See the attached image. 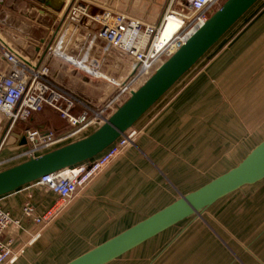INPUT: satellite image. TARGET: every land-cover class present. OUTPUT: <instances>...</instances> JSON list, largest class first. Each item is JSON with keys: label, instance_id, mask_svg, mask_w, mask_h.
<instances>
[{"label": "crops", "instance_id": "crops-1", "mask_svg": "<svg viewBox=\"0 0 264 264\" xmlns=\"http://www.w3.org/2000/svg\"><path fill=\"white\" fill-rule=\"evenodd\" d=\"M26 1L46 12L52 10L53 25L72 2ZM87 1L90 13L96 14L103 6L113 7L115 0ZM155 17L151 24L159 19ZM95 28L86 19L77 29L68 28L69 36L73 34L68 40L72 56L77 55L74 47L83 44ZM115 59L122 61L117 54ZM108 69L107 75L96 73L104 80L91 79L51 63L53 75L94 106L113 94L109 81L118 68L111 64ZM45 109L34 113L27 120L33 124L24 129L69 131L66 121L51 109L55 119L50 120ZM0 122L5 130L1 114ZM17 124L0 150V162L24 149V129ZM132 129L137 132L134 143L78 191L51 223L33 221L57 201L46 188L32 183L0 197V208L19 222L1 237L17 255L13 264H67L232 170L264 140V0L251 6ZM91 133L89 129L73 141ZM24 161L4 164L0 171ZM26 203L33 207V217L24 216ZM107 264H264V180L217 200L199 216L183 220Z\"/></svg>", "mask_w": 264, "mask_h": 264}, {"label": "built area", "instance_id": "built-area-1", "mask_svg": "<svg viewBox=\"0 0 264 264\" xmlns=\"http://www.w3.org/2000/svg\"><path fill=\"white\" fill-rule=\"evenodd\" d=\"M167 1L159 21L151 24L109 5L91 14L87 0H72L65 14L56 20L46 40L39 45L38 54L33 59L22 56L2 41L0 114L7 124L4 130L0 122V136L3 133L0 150L17 123L27 121L34 113L45 108L56 112L70 129L64 134L24 129V149L15 157L0 162V167L18 159L39 157L78 139L89 129L101 126L131 92L140 87L163 60L193 35L225 0ZM178 1L180 6L176 9ZM85 19L96 28L89 31L83 44L76 43L78 46L74 48L77 55L74 57L69 53L68 40L72 39L73 34L69 36L68 28L77 29ZM169 20L177 23V27L170 37L162 39ZM115 54L122 61L113 58ZM107 61L118 68L116 76L109 81L114 91L97 106L63 85L51 70V63L56 62L63 71L83 72L84 77L99 78L96 73H102L101 69ZM136 135L137 132L131 128L97 157L33 182L57 197V201L40 216L34 217L33 221L47 225L55 220L78 191L134 143ZM33 213V207L26 203L24 216L30 218ZM18 224L0 208V264H13L17 259L10 242H4L1 237L9 226Z\"/></svg>", "mask_w": 264, "mask_h": 264}, {"label": "water", "instance_id": "water-1", "mask_svg": "<svg viewBox=\"0 0 264 264\" xmlns=\"http://www.w3.org/2000/svg\"><path fill=\"white\" fill-rule=\"evenodd\" d=\"M259 0H226L154 73L88 136L0 171V197L39 178L95 158L111 146L180 80ZM55 21L25 0L0 2V36L22 56L35 58ZM22 144L25 139L22 138ZM264 180V140L232 170L216 177L67 264H107L204 210L232 192Z\"/></svg>", "mask_w": 264, "mask_h": 264}, {"label": "rangeland", "instance_id": "rangeland-1", "mask_svg": "<svg viewBox=\"0 0 264 264\" xmlns=\"http://www.w3.org/2000/svg\"><path fill=\"white\" fill-rule=\"evenodd\" d=\"M107 1H105V2H107ZM27 2H29V1H27ZM167 2H168L167 0H115V1L112 2V4L114 5L113 7H115L116 9H118L120 11H125L126 13H128L131 16H134L136 18L142 19V20L150 23L149 20L154 18L155 15L158 16V18H160L159 16L162 15V13L164 12L165 7L167 5ZM224 2H226V0ZM224 2H222V4ZM31 4H33V3H31ZM106 6H108V5H106ZM106 6H103V7H106ZM179 6H180V1H178V5H177L176 9H178ZM218 7H216L215 10H217ZM215 10H214V12H215ZM48 12L51 14L53 11L52 10H48ZM52 14H54L53 16L56 17L54 12ZM155 18H157V17H155ZM158 20H157V22H158ZM175 28H176V24L174 22H170L169 28L167 29V31L165 33V36L167 37L168 33H170L171 31H174ZM114 58H115V56H114ZM165 60H166V58L163 61H165ZM108 68H111V63L107 61L105 63V65H104V67H102V69H101V71H102V73L104 75H107L106 72L109 70ZM113 70L117 71V69H113ZM80 74L85 75L83 72H81ZM109 74H110V72H109ZM108 77H110V75H108ZM91 79H93V78H91ZM100 83L102 85H106L107 82L106 81H101ZM45 115L47 117H49L50 120L55 119L54 118L55 117V113L52 112L49 108L45 109ZM29 121H27L25 123H18L17 124L18 128H21L23 130L25 127H28L29 125L33 124L32 123L33 121L32 122H29ZM97 128L98 127H93V128H91V131L93 132ZM83 134H81L79 137H81ZM72 142H74V141H70V142L64 143L63 145H61L59 147H62L64 145H67V144L72 143ZM59 147H57V148H59Z\"/></svg>", "mask_w": 264, "mask_h": 264}, {"label": "bare ground", "instance_id": "bare-ground-1", "mask_svg": "<svg viewBox=\"0 0 264 264\" xmlns=\"http://www.w3.org/2000/svg\"><path fill=\"white\" fill-rule=\"evenodd\" d=\"M169 22H173V21H172V20H169L168 23H169ZM168 23H167V24H168ZM174 23H175V22H174ZM175 24H176V27H177V23H175ZM166 28H167V25H166ZM166 28H165V31H164V33H163V38H162V39H167L168 37H170V35H171L172 32H173V31H171L170 33H168V35H167V37H166V36H165ZM175 29H176V28H175ZM174 31H175V30H174Z\"/></svg>", "mask_w": 264, "mask_h": 264}, {"label": "trees", "instance_id": "trees-1", "mask_svg": "<svg viewBox=\"0 0 264 264\" xmlns=\"http://www.w3.org/2000/svg\"><path fill=\"white\" fill-rule=\"evenodd\" d=\"M97 157V156H96Z\"/></svg>", "mask_w": 264, "mask_h": 264}]
</instances>
